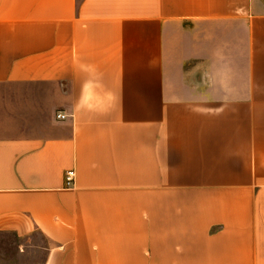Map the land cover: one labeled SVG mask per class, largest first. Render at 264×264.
Masks as SVG:
<instances>
[{"label": "crops", "instance_id": "obj_1", "mask_svg": "<svg viewBox=\"0 0 264 264\" xmlns=\"http://www.w3.org/2000/svg\"><path fill=\"white\" fill-rule=\"evenodd\" d=\"M0 230L264 264V0H0Z\"/></svg>", "mask_w": 264, "mask_h": 264}, {"label": "rangeland", "instance_id": "obj_2", "mask_svg": "<svg viewBox=\"0 0 264 264\" xmlns=\"http://www.w3.org/2000/svg\"><path fill=\"white\" fill-rule=\"evenodd\" d=\"M49 241L39 231L16 238L0 235V264H44Z\"/></svg>", "mask_w": 264, "mask_h": 264}, {"label": "built area", "instance_id": "obj_3", "mask_svg": "<svg viewBox=\"0 0 264 264\" xmlns=\"http://www.w3.org/2000/svg\"><path fill=\"white\" fill-rule=\"evenodd\" d=\"M65 115L59 114L58 118H64ZM76 173L74 170L67 171L65 174V183L67 187H73L75 184Z\"/></svg>", "mask_w": 264, "mask_h": 264}, {"label": "trees", "instance_id": "obj_4", "mask_svg": "<svg viewBox=\"0 0 264 264\" xmlns=\"http://www.w3.org/2000/svg\"><path fill=\"white\" fill-rule=\"evenodd\" d=\"M12 234L14 235L16 238H19V235L17 234V232L15 231H10V230H0V235L2 234Z\"/></svg>", "mask_w": 264, "mask_h": 264}]
</instances>
